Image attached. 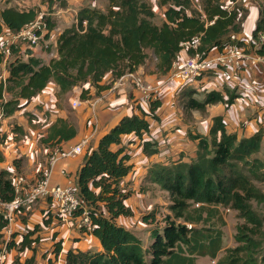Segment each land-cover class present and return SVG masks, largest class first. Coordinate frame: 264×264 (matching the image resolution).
I'll return each instance as SVG.
<instances>
[{"label": "trees", "instance_id": "1", "mask_svg": "<svg viewBox=\"0 0 264 264\" xmlns=\"http://www.w3.org/2000/svg\"><path fill=\"white\" fill-rule=\"evenodd\" d=\"M107 1L104 9L83 6L77 11L76 22L59 35L57 58L49 64L40 58L25 56L19 47L11 49L12 58L5 62V84L0 83V107L6 117L21 109L20 101H30L49 82L57 86L59 99L79 87L80 99L85 100L89 91L84 85L93 87L95 95L109 88L110 85L100 84L107 74L114 82L124 73L151 62L152 73L167 75L184 49L189 57L195 52L203 57L228 44L250 50L264 26V10L260 9L251 39L244 43L234 39L241 32L242 16L236 8L227 9L224 0H200V9L193 8L191 0H158L159 5L165 7L160 25L153 22L155 13L145 0ZM36 16L33 9L19 11L8 7L0 10L4 28L11 31L20 30ZM47 24L49 32L52 25L48 19ZM194 39L195 49L185 45ZM256 52L264 55V42ZM2 64L0 54V68ZM225 92L229 95L227 100L222 92L209 91L200 101L190 92L182 99V108L186 112L204 113L209 105L224 103L229 106L238 95ZM159 107V99L150 102L147 112L137 107L139 115L123 117L100 138L95 149L86 153L74 184L82 206L92 210L94 229L91 234L99 240L102 250H68L64 264H196L204 257L215 260L216 264H257L261 244L252 236L261 231L264 219L255 214L251 201L264 202V193L252 181L264 178V162L256 157L262 131L238 139L226 131L221 117L212 119L207 135L188 132L190 139L197 140L192 160L168 165L154 163L148 168L149 182L167 193L169 215L164 216L161 225L156 224L154 211L141 217L149 226L147 245L131 230L116 223L119 216H133L125 204L130 192L119 187V181L130 172L132 165L123 147L112 149L111 146L119 145L121 137L127 134L141 139L149 132L146 117L156 120L155 111ZM12 130L23 134L18 126H13ZM75 135L76 129L70 121L57 118L39 142L52 147ZM141 145L146 155L158 151L155 142L143 141ZM14 196L11 173L0 169V202H10ZM220 207L231 208L244 220L235 235L237 245L225 249L221 256V228L225 223ZM23 209L26 207L17 213ZM6 227L7 221L0 212V253L4 243L7 251L14 248L22 252L38 242L37 237L31 238L38 226L24 233L19 242L14 241L13 233L5 242ZM60 250L61 242L57 241L51 251L54 259H48L47 264H56ZM259 261L264 264V253ZM11 264L36 263L32 255L22 262L16 257Z\"/></svg>", "mask_w": 264, "mask_h": 264}, {"label": "crops", "instance_id": "2", "mask_svg": "<svg viewBox=\"0 0 264 264\" xmlns=\"http://www.w3.org/2000/svg\"><path fill=\"white\" fill-rule=\"evenodd\" d=\"M62 1L64 3H61ZM200 4V0H198V6ZM83 6L94 7V0L91 5L90 3L88 5L86 0H0V10L8 7L19 11L33 9L37 15L43 14L49 20L52 29L45 38L49 43V49L46 51L36 50L34 53V57L40 58L45 64H49L52 59L57 58L58 37L64 29L71 27L76 22L77 11ZM224 6L227 9L236 8L238 15L242 16L241 32L234 36V39L248 43L260 17V9L264 10V0H224ZM151 7L156 13L155 8ZM164 10L165 7H162L160 13L162 21ZM3 28L4 25L0 20V30ZM215 51L212 50L209 54H213ZM188 57L186 50H181L177 61L184 62ZM139 70L145 73L148 81L156 84L162 83L164 76L152 73L153 63L148 62L139 67ZM6 71V64H2L0 72H4L5 77L7 76ZM100 84L110 86L95 95V89L86 84L84 88L89 91L88 98L81 100V88L74 87L63 99H59L57 86L55 83L49 82L45 89L30 101H20L21 105L24 103L21 109L6 117L0 125L1 133L4 135V140L0 144L1 168L12 174L17 170L18 162L19 174L23 173L30 184L47 167L52 149L74 145L83 135H88L89 142L82 154L60 159L53 168L51 176L53 183L63 185L69 179L76 181L77 171L81 167L86 153L97 147L104 134L118 124L123 117L132 114L139 115L140 111L137 107L140 106L145 112L148 111V105L139 99L138 94L128 83H123L115 88L114 82H111V75L107 74ZM161 86L160 107L155 111L157 119L146 117L149 123V132L143 134L141 139L134 134L123 135L119 145L111 146L112 149L123 147L125 152L130 155L129 163L132 165L130 172L119 181V187L125 192H130L125 204L132 210L133 216H119L116 223L131 230L142 240L144 245L148 243L149 226L142 220L132 222V218H137V210L140 206L138 198L136 201L133 193H139V191L142 193V191L158 188L147 179V170L150 165L154 163L168 165L179 161L189 162L195 157L197 140L190 139L188 132L193 135L196 133L207 135L214 117H221L226 131L235 134L238 139L251 137L261 130L262 140L256 157L264 162V64L246 66L240 71L230 67L211 71L199 83L181 89H176L172 84H161ZM225 90L238 95L229 106L217 103L207 106L205 112L200 113L195 110L186 112L182 106L178 105L179 99L190 92L193 93L196 100L200 101L205 93L220 91L223 93V98L227 100L229 95ZM75 101H78L79 104L73 107L72 103ZM57 118L70 121L76 129V135L71 140L60 142L52 147L41 144L39 139L46 135L47 128ZM13 126H18L23 130L19 139H16L17 133L13 132ZM143 141L155 142L157 153L144 154L141 145ZM262 172L264 173V169ZM261 192L263 193L262 190ZM164 194L167 195L166 192ZM144 198L143 194L139 201L143 203V206L151 202L148 198ZM35 226H38V230L31 238L37 237L38 242L32 243L31 249L27 248L22 252H18L14 248L8 250L6 260L2 264H11L16 257L22 262L32 255L36 264H47L48 259H54L51 251L57 241L61 242V250L56 264H64L65 254L68 250H102L99 240L91 233L78 231L74 226V221L61 222L55 215L49 200L39 199L30 207L17 213L15 221L11 224L14 241L19 242L22 235ZM197 262L199 263V261Z\"/></svg>", "mask_w": 264, "mask_h": 264}, {"label": "built area", "instance_id": "3", "mask_svg": "<svg viewBox=\"0 0 264 264\" xmlns=\"http://www.w3.org/2000/svg\"><path fill=\"white\" fill-rule=\"evenodd\" d=\"M47 33V19L43 14L37 15L33 21L25 24L18 31L3 28L0 33V54L3 56V64L10 56V51L13 47H19L24 55L25 53L21 46L30 48L34 53L36 50H48L49 43L45 40ZM195 41L194 39L191 43L187 42L185 45L195 49ZM263 42L264 26L258 33L257 40L253 43V47L250 50L244 46L228 44L222 50L203 57L195 52L193 56L188 57L184 62H174L161 84H172L177 89H181L199 83L211 71L227 67L240 71L246 66L264 64V55L256 52ZM5 80L4 72H0V83L5 84ZM123 83H128L138 94L139 99L148 106L150 102L159 99L161 84L148 81L145 73L139 68L121 75L114 81V87L116 88ZM78 104L79 102L75 101L72 106L76 107ZM5 118L6 116L0 107V125ZM88 142L89 136L83 135L74 145L52 149L48 157L47 167L40 172L39 178L31 185L28 184L27 179L23 175L12 177L15 196L10 202H0V212L3 219L7 221L5 242L9 240L12 233L11 224L15 221L16 213L21 208L30 207L39 199L50 200L54 213L61 222L70 223L74 221V226L82 233H91L93 231L92 210L82 206L74 181L69 179L66 184L61 185L53 183L51 179L54 165L60 159L82 154ZM62 173L65 172L62 171ZM226 210L228 211L229 209ZM6 252L4 243L1 247L0 264L6 260ZM212 263H214V260H212Z\"/></svg>", "mask_w": 264, "mask_h": 264}, {"label": "rangeland", "instance_id": "4", "mask_svg": "<svg viewBox=\"0 0 264 264\" xmlns=\"http://www.w3.org/2000/svg\"><path fill=\"white\" fill-rule=\"evenodd\" d=\"M93 0H86V3H90ZM150 6H153L156 10V13L154 14V18H153V22L155 24L160 25L162 23V18L160 17V13L162 10V6L159 5L158 0H145ZM192 7L195 8L197 7V9H200V6H198V0H192ZM61 3H64V1H62ZM95 6L97 8L100 9H104L105 6L107 5L108 1L107 0H94ZM226 3V2H225ZM201 5V4H200ZM100 6V7H99ZM195 6V7H194ZM237 6V4H236ZM91 7V6H90ZM244 13V11L242 12V14ZM1 33V31H0ZM11 58V56L8 57L7 61ZM177 89V87H176ZM177 97V96H176ZM175 97V98H176ZM177 99V98H176ZM182 99H184V97L182 96L179 99V103L178 105L183 106V102ZM24 105V103L22 104ZM1 133V132H0ZM22 136V134H18L16 136V139H19ZM4 140V135H0V144H2V141ZM15 165V163H13ZM16 168L19 171H15L14 173L11 174L12 177L16 176V175H23L24 174H19L20 173V169H19V164L17 162L16 164ZM0 169L1 168V164H0ZM40 176V173L38 175V177H36V179H38ZM25 177V176H24ZM26 178V177H25ZM35 179V180H36ZM35 180L33 182H27L29 185L33 184L35 182ZM264 193V178L260 177L258 179H253L252 180ZM133 197L135 198V200L137 201L138 198V203H140V206H138V210H137V218H132V222H138L141 220V217L151 211L155 212V221L156 224L161 225V221L163 220L164 216L169 215V211L167 209V204H168V200H167V195L164 194V192H162L159 188L157 189H153V190H147V191H142V193H133ZM144 194L145 198H148V200H150L149 204H145L143 206L142 202H139L140 199H142V195ZM141 197H140V196ZM146 195V196H145ZM144 198V199H145ZM251 206L253 211L255 212V214L261 218L264 219V202L262 203H256L255 201H251ZM148 207V208H147ZM226 209H229L228 211ZM219 211L221 213V216L224 220L225 225L221 228L222 232H223V248L222 251L220 253L219 256L223 255L225 249L227 248H233L235 247L237 244L235 242V235L238 233V227H240L241 225L244 224V220L238 217V213L234 210H232L231 208L228 207H220ZM253 239H255L256 241H258L261 244V247L257 253V264H261L259 261V257L261 254L264 253V223L262 225L261 231L252 236ZM197 261H199L198 264H216L215 260L214 263H212V259L208 258V257H204V258H199Z\"/></svg>", "mask_w": 264, "mask_h": 264}, {"label": "water", "instance_id": "5", "mask_svg": "<svg viewBox=\"0 0 264 264\" xmlns=\"http://www.w3.org/2000/svg\"><path fill=\"white\" fill-rule=\"evenodd\" d=\"M21 49L24 50V53L27 57L34 56V52L30 48H25L24 46H21Z\"/></svg>", "mask_w": 264, "mask_h": 264}]
</instances>
